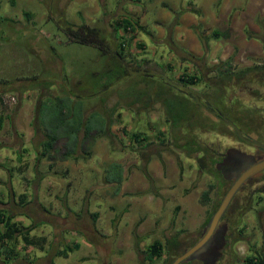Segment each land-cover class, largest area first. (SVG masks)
<instances>
[{
  "label": "rangeland",
  "instance_id": "374dc122",
  "mask_svg": "<svg viewBox=\"0 0 264 264\" xmlns=\"http://www.w3.org/2000/svg\"><path fill=\"white\" fill-rule=\"evenodd\" d=\"M155 2L162 0H0V207L14 214L12 220L18 226L33 224L29 235L37 240L25 246L17 237L12 244L15 259H6L0 251V264H137L142 254L133 248L134 241L142 249L153 239L163 247L161 258L153 264H169L198 238L224 193L228 182L211 162L217 152L232 145L231 128L158 76L148 78L150 87L136 86L135 92L140 87L146 90L140 99L132 95V87L140 83L139 77L147 79L143 74L133 75L124 84L103 86L107 78L102 79L101 73L112 67L118 40L112 28L120 16L138 24L125 36L128 65L161 72L176 82L183 69L200 76L201 81L189 84L191 89L200 91L202 99L243 134L263 141L258 117L264 106V58L248 69L245 66L250 62L245 58L196 57L198 48L181 43L183 33L175 30L178 14L194 11L191 1L164 0L160 7H151ZM163 4L172 13L170 20L166 15L155 16ZM25 11L29 19L23 16ZM82 23L99 29L107 54L100 56L98 49L68 40L63 27L76 28ZM182 39L189 42L186 34ZM221 61H226L228 71L215 69ZM105 76L111 79L113 75ZM120 79L115 77L107 84L112 86ZM69 89L80 97L87 95L86 111L114 109L113 135H96L82 143L74 159L60 158L61 140L49 158H37L41 134L33 125L36 103ZM164 100L185 113L175 128L169 125ZM239 113L243 116L237 117ZM130 132L145 137L138 144L128 138ZM240 147L247 149L243 144ZM113 161L122 168V182L115 194L114 184L104 177ZM255 183L248 181L231 197L226 213L228 247L222 250L223 257L210 264H241L244 256L255 251L264 256L259 227L264 194L258 202L253 192L257 187L264 189V182ZM204 191L207 199L202 198ZM93 212L97 222L91 219ZM66 241H77L78 249L67 257L55 256ZM190 264L200 263L195 259Z\"/></svg>",
  "mask_w": 264,
  "mask_h": 264
},
{
  "label": "trees",
  "instance_id": "16d2710c",
  "mask_svg": "<svg viewBox=\"0 0 264 264\" xmlns=\"http://www.w3.org/2000/svg\"><path fill=\"white\" fill-rule=\"evenodd\" d=\"M23 16L26 19H29V13L27 11L23 12ZM6 20V18H4ZM10 20V19H9ZM115 25L112 28L113 31L116 33V37H118V40L116 42L117 46L114 50L115 57H111L113 60L111 61L112 67L110 69H106L102 71L101 77L102 79L107 78V82L103 84V86H108L107 83H110V80H113L116 78H125L126 70L124 69L123 63L127 66L128 61L124 60V47L127 46L128 39L125 40V36H127V33L131 30H135L136 26H138L137 21L134 19L132 20L130 17H124L120 16L118 19L114 20ZM144 28V27H143ZM64 31V34L67 36L68 40L73 43H79V44H87L90 45L99 51V55H105L107 54V45L105 43V40L103 36H101L99 29L95 26H90L86 23L80 24L78 27L73 28V26H66L62 29ZM216 35V33H213ZM132 38V37H131ZM130 38V41H131ZM205 44V41L202 39ZM137 46H141L142 44L136 43ZM117 58V59H116ZM142 61H146V59H143ZM117 63V64H114ZM218 65V64H217ZM130 68L138 69L141 67V65H133L132 67L128 65ZM224 66V67H222ZM228 64L226 61H221L219 63V66L215 65V69H219L218 67L223 68L222 71H225ZM256 66V65H255ZM253 66V67H255ZM226 67V68H225ZM114 68V69H112ZM248 69H252V67H245ZM109 70H112V73L109 72ZM228 71V70H226ZM109 72V73H108ZM112 74L113 76L111 79L106 77L105 75ZM145 76V75H142ZM146 77V76H145ZM36 78V77H33ZM147 78V77H146ZM101 79V80H102ZM141 83H146L148 78H140ZM178 79L184 83V84H196V81H201L200 76H197L194 73H188L184 69L182 73L179 74ZM164 80V79H163ZM129 80H127L128 82ZM146 81V82H145ZM139 96H142V92H139ZM87 96V95H85ZM84 95L81 97L79 94H75L72 92V90H67L63 94L55 95L51 98H45L36 103L35 106V116L33 120V125L36 127L35 130L39 131L41 134V140L39 141L38 145V154L37 158H49V156L52 154L53 149L55 147V144L61 140L63 142V152L59 155L62 159L76 158V155L79 153V151L82 150L81 146L82 143L87 141H92L96 135L98 137L101 136H108L113 135L110 132L111 122H112V114L111 112L114 110L110 109L106 112L99 113L96 109L88 110L85 109V98ZM90 96V94H89ZM138 98V97H137ZM164 108L165 113L167 117L169 118L168 122L169 125L172 127H177L178 123L185 117V113L179 112V110H175L173 106L169 104V102L166 100L164 101ZM181 104V103H179ZM182 105V104H181ZM171 106V107H170ZM111 108V107H110ZM2 122V116L0 114V124ZM1 126V125H0ZM81 132V136H79V133ZM123 134L125 135V131H123ZM158 136H162L161 131H157ZM130 140L133 142H137L140 144L145 136H142L141 134H137L136 132H130V134L127 135ZM160 142L163 141L162 138H158ZM181 147H184V145H180ZM212 163V162H211ZM200 168L202 166L198 165ZM122 168L119 163L117 162H111L107 165L105 171H104V177L105 181L107 183L114 184L113 193L118 192V187L120 182H122ZM147 176V174H146ZM148 181H151V178L147 176ZM202 198L207 199V191H204L202 193ZM22 197L20 201H22ZM258 202L260 201L259 198ZM219 202H216L214 205V209L216 205H218ZM213 211V210H211ZM212 212H210L208 218L205 220V224L207 220L209 219ZM93 216H97L95 212L91 213ZM14 217V214L7 208L0 207V225L2 229H0V246L4 245L5 242H9V245H4L1 248V252L5 254V258L15 259V255L17 252H15L14 244L16 242L17 237H19L25 246H29V244H33L36 239H33V237H30L29 231H31L34 227L33 224L30 226L20 227L18 226V223L14 220H12ZM264 215L260 218L259 227L262 229L261 233L264 237ZM263 221V222H262ZM136 232L133 233L134 239L136 238ZM38 239V238H37ZM38 240H43L41 237ZM264 240V238H263ZM23 246V247H25ZM40 248H42L41 245H39ZM79 247V243L76 241L74 242H65L62 244L60 248L55 250V256H63L67 257L70 252L76 251ZM134 249L136 252H139L142 254V259H139L137 261V264H153L156 259H160L162 256V243L158 239H153L150 244H148L146 247L139 249L137 247V243L134 242ZM264 262V256L255 251L253 254L246 255L242 258L240 261L241 264H263ZM51 264V263H50ZM181 264H185L183 261Z\"/></svg>",
  "mask_w": 264,
  "mask_h": 264
},
{
  "label": "crops",
  "instance_id": "0c3cea01",
  "mask_svg": "<svg viewBox=\"0 0 264 264\" xmlns=\"http://www.w3.org/2000/svg\"><path fill=\"white\" fill-rule=\"evenodd\" d=\"M190 1L194 11H184L178 14L177 23L179 25L175 30L183 33L179 39L181 43L198 48L196 57L204 55L205 58L218 57L226 60L245 58L247 62H250L245 67H249V65L253 67L258 64L255 62L257 59L264 58V35H259L261 26L264 25V0ZM162 2H155L151 7L156 5L160 7ZM144 13L142 12V14ZM194 13L197 14L194 16ZM159 14L166 15V20H170L172 17V13L166 11L164 4L162 9L159 8V12L155 13V16L158 17ZM139 18L143 19L142 15H139ZM185 19L189 20L190 25L184 23ZM200 32L206 36L201 37ZM214 32L216 35L213 34ZM162 34L163 32H161ZM184 34L188 37L189 42L182 39ZM193 34H195V38H193ZM202 39L205 41L204 45L202 42L200 43ZM91 217L93 221L97 222L98 216L91 215Z\"/></svg>",
  "mask_w": 264,
  "mask_h": 264
},
{
  "label": "flooded vegetation",
  "instance_id": "af4514ba",
  "mask_svg": "<svg viewBox=\"0 0 264 264\" xmlns=\"http://www.w3.org/2000/svg\"><path fill=\"white\" fill-rule=\"evenodd\" d=\"M121 62L123 63L124 69L126 70V74H125L126 76H125L124 79L118 80V82H116L112 86L111 85L107 86L108 88L114 87L115 85L120 84V83L124 84V82H126V80H128V79L130 80V78L133 76L132 74L129 73V71L127 69V68H130V67L128 65L126 66L124 64V61L121 60ZM130 69H133V68H130ZM138 69H145V72L137 73L135 75L143 74L146 77L148 76L147 78H149V79H152L153 77L155 79V76H158L159 77L158 79L161 78L162 81H164L168 85H172L175 89L179 90L181 93L187 95V97H189L191 99H192V95H191L190 91H193L197 95V97L200 99V101L207 106V108H209L210 110L214 111L211 108L209 101L206 100V99L203 100L202 97L200 96V91L198 92L197 89H195V90L191 89V85L184 84L181 81L176 82L175 80H172L176 84H178V83L183 84L184 87H186V89H189L187 91L184 87H179V86L177 87V86H174V84L168 83L161 72H158V71H155V70L149 71L147 68H142V67H139ZM134 70H137V69L135 68ZM252 75H253L254 82H257L259 80L258 75L256 73L252 74ZM233 77H235V76H233ZM255 80H257V81H255ZM235 82H238V81H235ZM140 83H134L133 84V87H132V89L134 91V92L132 91V93H134V94H132L133 96L138 95L139 92H142V95L144 96V93L146 91L145 89L140 87V90L135 92L134 89L137 88L136 87L137 85H139V86H145L146 85V86L150 87L149 82L141 83V84ZM108 88H105V89H108ZM138 89H139V87L137 88V90ZM136 97H138L139 99L141 98V96H136ZM164 101H166V100H164ZM263 105H264V103H263ZM198 106L200 107V109H202L200 104ZM203 111H206V110H203ZM259 112L261 113V115H260V117H258V122H261L260 127L262 128V131H263V136L260 137V138H261V140L264 141V106H262L260 108ZM206 113H208V112L206 111ZM215 113L218 114L221 118H225V117H222L219 113H217V112H215ZM240 114L242 115V113H239V114H237V117H240L241 116ZM215 119H217V118H215ZM217 120L222 122L220 119H217ZM227 127H229V126H227ZM229 128L232 129V132L234 134L233 136H234L235 139L232 141V143H231L232 145L227 146V148L223 149V151L217 152L215 154V158H214L215 161L212 162L213 167H214L215 171L217 172V174L221 178L226 180V182H228V184L226 185V187L224 189V193L227 191L229 186L231 184H233L234 181L238 177H240L239 175H241V173L243 171H245L248 167H250L255 162L264 159V151H262L260 145H257V144L253 145V144H250L248 141H245L243 139H240V138L236 137L234 129L231 126ZM241 132H242V130H241ZM242 135H243V137L249 138L250 140L258 141L256 138L255 139H251L249 135L243 134V132H242ZM232 139H233V137H232ZM263 141H258V142L264 146ZM240 144H243L244 146H246L247 149L240 147ZM230 150L232 152L230 154H228V151H230ZM195 157H196V159L199 158L197 154L195 155ZM253 180L256 181L257 184H261V183L263 184V182H264V169L256 171L253 175H250L249 177H247L244 180V182L238 186V188L235 190V192H237V190L243 188V186L248 181L250 182V181H253ZM257 189L260 190L258 193L256 192ZM253 192H255L256 194L255 193L254 194L257 196V198H259V200H261V196H262L261 194H264V189L257 187V188H255V190H253ZM234 193H233V195H234ZM230 203L231 202L229 201L228 207L222 212V214L220 215L219 219L217 220V223L215 225V228L213 230L212 235H209V237L206 239L205 244L203 245V247L207 246L208 251L211 253L210 257L207 258V259H204L203 261H199L196 258H189V259L182 260L179 264H181L183 261L190 264L191 260H195V259L200 264H210L213 261L218 260L219 258L223 257L222 256L223 255L222 254V250L227 248L228 247V243H229V240H228V237H227L228 232H229V228H228L227 222H226L227 221L226 213L230 209ZM217 206L218 205H216L215 209L217 208ZM262 210L264 211V205H262ZM206 224H207V222H206ZM206 224L203 226V229L198 234V238L195 239L190 245H192L196 240L198 241L202 237V235L204 234L205 230L207 229L206 228ZM189 246H187L184 249H182L179 252V254H181V252L183 250H185L186 248H188Z\"/></svg>",
  "mask_w": 264,
  "mask_h": 264
},
{
  "label": "water",
  "instance_id": "95a60500",
  "mask_svg": "<svg viewBox=\"0 0 264 264\" xmlns=\"http://www.w3.org/2000/svg\"><path fill=\"white\" fill-rule=\"evenodd\" d=\"M127 69L129 73L132 75L145 72L144 69H137V70L130 69V68H127ZM163 76L165 77L168 83L174 84V86H177V87L178 86L184 87V85L181 83H178V84L174 83V81H172V79H170L167 75L163 74ZM184 88L186 89V87ZM186 90L188 91L189 89H186ZM190 93L192 95V99L195 100L198 104H200L203 110H206L213 117L220 119L226 126H229V127L231 126L235 131L236 137L243 139L245 141H248L250 144L260 145L262 151H264V146L262 144H260L256 140L254 141V140H250L249 138L243 137L241 129L237 125H235L230 119L227 120L225 118H221L214 111L207 108V106L200 101V99L197 97V95L193 91H190ZM231 152H232L231 150L228 151V154H230ZM261 169H264V159L255 162L250 167H248L245 171H243L241 175H239L240 177H238L234 181V183L229 186L227 191L221 196L217 208L213 210V212L211 213L207 221V224H206L207 229L205 230L202 237L198 241L196 240L188 248L183 250L181 254H179L175 259L170 261L169 264H179L182 260L189 259V258H196L199 261H203L204 259H207L210 257L211 253L208 251L207 246L203 247V245L205 244L206 239L209 237V235H212L215 225L217 223V220L219 219L222 212L228 207L230 198L232 197L233 193L238 188V186L242 184L247 177H249L250 175H253L256 171H259Z\"/></svg>",
  "mask_w": 264,
  "mask_h": 264
}]
</instances>
